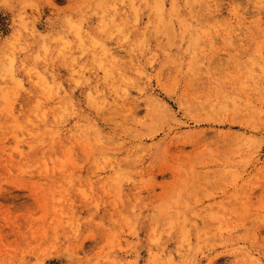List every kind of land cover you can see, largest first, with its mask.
<instances>
[{
  "label": "rangeland",
  "instance_id": "1",
  "mask_svg": "<svg viewBox=\"0 0 264 264\" xmlns=\"http://www.w3.org/2000/svg\"><path fill=\"white\" fill-rule=\"evenodd\" d=\"M247 263L264 0H0V264Z\"/></svg>",
  "mask_w": 264,
  "mask_h": 264
},
{
  "label": "bare ground",
  "instance_id": "2",
  "mask_svg": "<svg viewBox=\"0 0 264 264\" xmlns=\"http://www.w3.org/2000/svg\"><path fill=\"white\" fill-rule=\"evenodd\" d=\"M171 1V0H170ZM186 3V2H185ZM199 3V2H198ZM203 3V2H202ZM200 4V3H199ZM241 29V28H240ZM127 94V93H126ZM125 95V94H124ZM128 95V94H127ZM152 99V98H151ZM148 101V97H147V100ZM152 102H154V100H152ZM148 103V102H147ZM156 103V102H155ZM157 104V103H156ZM160 104V103H159ZM162 106V105H161ZM129 111V110H128ZM157 119V117H156ZM158 123V122H157ZM156 124V123H155ZM98 135L100 134L98 131L96 132ZM101 136V135H100ZM171 230V229H170ZM248 264V263H247Z\"/></svg>",
  "mask_w": 264,
  "mask_h": 264
}]
</instances>
